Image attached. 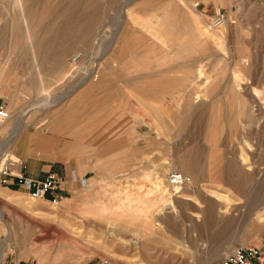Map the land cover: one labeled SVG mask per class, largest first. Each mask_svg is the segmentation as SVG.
Listing matches in <instances>:
<instances>
[{
  "label": "rangeland",
  "instance_id": "obj_1",
  "mask_svg": "<svg viewBox=\"0 0 264 264\" xmlns=\"http://www.w3.org/2000/svg\"><path fill=\"white\" fill-rule=\"evenodd\" d=\"M166 1L0 0V68L10 83L3 93L9 100L0 97L15 115L8 138L24 128L47 131L54 111L100 71L116 84L103 95L95 125L79 128V120L78 133L52 131L59 148L82 141L79 152L69 153L79 157L87 190L78 184L76 195L53 203L52 196H10L0 183L2 264H94L100 257L112 264H221L238 243L264 254V0H184L188 12L199 1L191 22L211 41L182 56L161 51H170L162 30L181 11ZM219 10L230 20L213 28ZM129 29L141 39L126 47L119 40ZM155 41L160 54H147L144 68L128 70L129 53L147 46L154 52ZM76 55H82L77 66ZM163 56L174 62L155 68ZM152 72L174 75L179 98L167 94L160 103L139 94L132 81ZM115 127L108 137L107 128ZM112 155L107 165L89 168ZM182 163L198 168L199 181L190 175L192 185L175 195L167 175ZM126 193L151 208L122 210Z\"/></svg>",
  "mask_w": 264,
  "mask_h": 264
},
{
  "label": "crops",
  "instance_id": "obj_2",
  "mask_svg": "<svg viewBox=\"0 0 264 264\" xmlns=\"http://www.w3.org/2000/svg\"><path fill=\"white\" fill-rule=\"evenodd\" d=\"M174 1L181 9L180 16H173L174 18L171 21L170 25L165 28L164 32L162 30V37L167 40V47L170 48V51H167L164 47L161 48V51L162 54L174 53V55L176 56H182L184 54H189V51H191L192 47L198 46L199 48L202 45L204 46L206 43L210 42L211 39L207 36V33L203 31L202 27L194 28L191 22L193 21L194 23V21H196V18H198V15H196V13L194 12L193 7L196 3L199 4V1L194 3L191 7L187 5L190 9L189 12L182 7V5H184L185 3L184 0ZM166 3L170 4L172 2L171 0H167ZM156 10L158 9L153 8L145 12V14L147 15L146 17L149 16V18L146 19L147 21H149L152 15L156 14ZM140 39V35L137 32H135L133 29H129L124 34H120L119 43L120 41H123L122 45L127 47L128 45H131L134 42L140 41ZM156 42L157 41H155L156 47H154V52L152 51V46H147L145 48L140 49L136 53H129L131 54V60L130 64L127 66V69H142L144 68V66H142L143 58H145L147 54H160V52L158 51L160 45L158 42ZM187 48H190V50H187ZM110 54L112 55L111 57H113L115 54H119V48H115ZM167 59L168 58H166V56H163V58H161L160 64H157V67L155 68L158 69L163 67L162 65L165 66L169 62H174L173 59L175 58H169L168 60ZM170 59L172 60L170 61ZM116 61L117 60H110L109 62H111V64H114ZM137 77H139V79H143L138 80L137 83L132 81L137 87V92L139 94L146 96L149 95V97H153L156 101L160 103L164 102V99L166 98L165 95L167 94L171 96L174 95L173 101L179 98V96L174 94V75L168 76L163 72H152L150 73V75H138ZM108 78L110 77L107 71H100L85 89L81 90L77 95H75L65 105L62 106V111H54V113L48 119L49 126H47V131L42 129V131L39 130L34 132V134H29L26 133V128H24L20 131L19 136L16 139L17 143L15 145V155L19 160H21L22 165L24 166L23 175L27 178L43 179L49 172H53L60 179L59 185L52 193V195L57 198H68L76 195L79 190L78 178L83 175H86V173H82L83 167L80 166L77 161L78 156H70L69 153L70 150L75 152L71 155H74L79 152V147L77 143H81L82 141L79 139H74L71 141L72 144H69L67 146L64 144L63 147L59 148L53 145L59 140L56 138L55 133H52V131L60 133L66 131L65 133H67V131L69 132L71 130L69 132L71 134L74 132L78 133V131L80 132L79 128H83L85 126L92 127L96 124L93 122L100 121L102 118H100L101 114L99 113V109L102 108L98 106L105 103L103 102V95L112 94L110 93V87L116 85L113 81L108 82ZM127 78L136 77H131L129 75ZM160 93L161 97H164L163 99L160 98ZM116 107L117 106H114L113 109H116ZM89 108L95 109L96 111L93 110V112L90 111L88 113H84V111H89ZM103 108H105V106H103ZM92 119L95 120L93 121ZM79 120L83 123H80L78 131H74V123ZM118 129L119 128L117 127H115L114 129L107 128V130L109 131L107 132V136H114L115 131H118ZM48 130L50 132H48ZM132 132L133 129H130L129 133ZM64 152L68 153L66 155H63ZM113 156L114 155L107 157L109 160L107 158L103 160H94L93 163L91 162L89 168H95L99 163L100 165H107L110 162L111 157ZM87 165L88 163H86L85 166ZM122 166L123 165H121L120 167ZM112 168L113 165L110 166V169ZM111 171L113 172L117 170ZM8 183L9 184L7 188H9V191H6L4 189H2V191L10 196L23 198V194L18 191L27 192L24 185L19 184L14 177H9ZM124 195L125 196L122 198V210L133 206L138 208L142 212H146L149 208H151L149 207V205H146L145 207L142 203L130 202V197L132 196V193H126ZM101 211L106 212V209H102Z\"/></svg>",
  "mask_w": 264,
  "mask_h": 264
},
{
  "label": "built area",
  "instance_id": "obj_3",
  "mask_svg": "<svg viewBox=\"0 0 264 264\" xmlns=\"http://www.w3.org/2000/svg\"><path fill=\"white\" fill-rule=\"evenodd\" d=\"M197 4L196 6H198ZM229 22L228 12L219 10L210 20V25L213 28H219ZM10 117V111L7 106V101L0 97V126ZM24 166L22 162L10 163L7 169L1 174L3 177L0 183L8 186V178L14 177L19 184L24 185L27 194L32 199H42L52 196L54 201L57 197L52 195L53 191L60 183V179L53 172H49L43 179L27 178L23 175ZM167 180L171 186H180L190 184L192 177L186 175L179 170H171L167 175ZM80 188L87 187V177L85 175L78 178ZM94 264H111V259L108 257H100ZM221 264H264V254H261V249L254 245L238 243L234 245L229 252L221 260Z\"/></svg>",
  "mask_w": 264,
  "mask_h": 264
},
{
  "label": "bare ground",
  "instance_id": "obj_4",
  "mask_svg": "<svg viewBox=\"0 0 264 264\" xmlns=\"http://www.w3.org/2000/svg\"><path fill=\"white\" fill-rule=\"evenodd\" d=\"M198 3H196L195 5H194V7H196V5H197ZM230 20V19H229ZM74 23V22H73ZM227 24V23H226ZM226 24L224 25V26H226ZM62 30V29H61ZM65 31H62V33H64ZM48 55H46L45 57H47ZM58 57V56H57ZM81 58H82V55H76L74 58H73V63H74V65H78V63H81ZM58 62H59V64H61L62 65V63H64V61H66V57L64 56V55H62L61 56V59L60 58H58V59H56ZM79 60H80V62H79ZM51 62H52V60H51ZM55 62V61H54ZM5 69L4 68H0V94H2V95H4L3 93L5 92V90H6V87L7 86H10V83H9V81H8V77L7 76H5ZM5 96V95H4ZM6 97V99H8L9 100V97H7V96H5ZM14 120H15V115H13V116H11V113H10V117L0 126V144H3V143H5V144H7L8 146H6V147H2V148H0V177H1V173L2 172H4L6 169H7V167H8V165L10 164V163H15V162H20L21 160H19L17 157H16V155H15V145H16V143H17V141H16V138L19 136V133L20 132H13L12 133V135L13 136H9V138H8V133L11 131V128H12V126L14 125ZM21 134H23V133H21ZM22 136V135H21ZM21 138V137H20ZM20 140V139H19ZM19 142V141H18ZM10 148H12V150H13V152H11V153H8V150L10 149ZM180 158V157H179ZM191 158V157H190ZM180 160H181V158H180ZM196 161V160H195ZM181 162H183V161H181ZM187 163V162H186ZM194 163V162H193ZM196 164V163H195ZM198 164V163H197ZM196 164V165H197ZM196 168V167H195ZM191 164L190 165H187V164H183L182 163V168H181V172H183V173H187V171L189 172V175H191V176H193V178H194V183H197L198 181H199V177H198V171L196 170V169H198V168H196L195 169ZM187 175V174H186ZM168 181V180H167ZM192 183L193 182H191L189 185H192ZM89 182H88V179H87V187H84L83 189L84 190H87L88 188H89ZM188 184H186V185H183L182 187H180V186H172L173 187V194L175 193V195H176V193H181V192H179V190H182V188H184L185 186H189ZM178 189V190H177ZM176 190H177V192H176ZM237 190V189H236ZM1 191H0V196H1ZM1 198V197H0ZM53 203H57L56 201H54ZM9 230V229H8ZM11 231V230H10ZM111 231H114V232H119V230L118 229H111ZM11 233V232H10ZM116 234V233H115ZM8 236V235H7ZM6 236V237H7ZM243 237V236H242ZM9 238V237H8ZM11 238V237H10ZM14 238V237H13ZM5 239H7V238H5ZM240 240H241V237H240ZM8 241V240H7ZM5 243V242H4ZM9 243V242H8ZM5 246H7L6 244H5ZM2 248H4V247H2ZM6 248V247H5ZM231 249V248H230ZM4 250V249H3ZM2 250H0V264H2V262H3V257H2V255H3V252L4 251H2ZM5 254V253H4ZM111 264H112V260H111Z\"/></svg>",
  "mask_w": 264,
  "mask_h": 264
}]
</instances>
